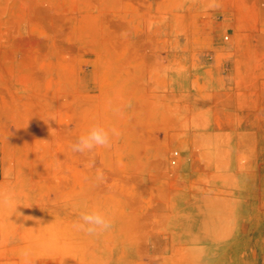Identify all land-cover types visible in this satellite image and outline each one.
Listing matches in <instances>:
<instances>
[{
	"label": "rangeland",
	"instance_id": "374dc122",
	"mask_svg": "<svg viewBox=\"0 0 264 264\" xmlns=\"http://www.w3.org/2000/svg\"><path fill=\"white\" fill-rule=\"evenodd\" d=\"M0 264H264V0H0Z\"/></svg>",
	"mask_w": 264,
	"mask_h": 264
},
{
	"label": "clouds",
	"instance_id": "9594fccd",
	"mask_svg": "<svg viewBox=\"0 0 264 264\" xmlns=\"http://www.w3.org/2000/svg\"><path fill=\"white\" fill-rule=\"evenodd\" d=\"M119 135V131L115 128L107 130L100 125H95L86 135L80 136L76 142L71 145V149L73 152L83 154L92 152L96 148H109L111 147V136L118 137ZM80 220L83 223L75 227L78 230L85 231L88 235H96L112 227L111 221L99 211L82 212L80 214Z\"/></svg>",
	"mask_w": 264,
	"mask_h": 264
},
{
	"label": "built area",
	"instance_id": "2783aa9c",
	"mask_svg": "<svg viewBox=\"0 0 264 264\" xmlns=\"http://www.w3.org/2000/svg\"><path fill=\"white\" fill-rule=\"evenodd\" d=\"M177 156H178V154L176 153V154L174 155V157H173V161H172L173 164H176Z\"/></svg>",
	"mask_w": 264,
	"mask_h": 264
}]
</instances>
